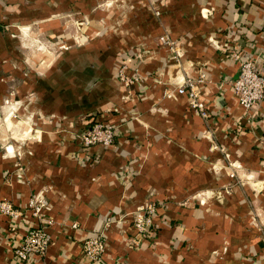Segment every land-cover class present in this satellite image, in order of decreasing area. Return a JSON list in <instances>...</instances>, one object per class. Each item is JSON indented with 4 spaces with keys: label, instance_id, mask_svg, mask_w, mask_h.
Returning a JSON list of instances; mask_svg holds the SVG:
<instances>
[{
    "label": "crops",
    "instance_id": "crops-1",
    "mask_svg": "<svg viewBox=\"0 0 264 264\" xmlns=\"http://www.w3.org/2000/svg\"><path fill=\"white\" fill-rule=\"evenodd\" d=\"M76 32L90 41L75 45ZM165 34L183 46L179 67ZM38 37L61 48L33 53ZM233 52L264 75V0H0V117L5 98L17 116L0 118V203L26 213L43 191L54 222L47 255L23 262L12 244L30 216L0 212V264H264V101L250 125L227 83L239 75ZM121 68L143 81L127 88ZM200 70L207 120L166 95ZM99 120L116 127L114 143L83 147L77 135ZM4 127L18 136L6 151ZM151 202L152 231L133 247L132 214ZM107 222L92 262L84 240Z\"/></svg>",
    "mask_w": 264,
    "mask_h": 264
},
{
    "label": "built area",
    "instance_id": "built-area-1",
    "mask_svg": "<svg viewBox=\"0 0 264 264\" xmlns=\"http://www.w3.org/2000/svg\"><path fill=\"white\" fill-rule=\"evenodd\" d=\"M21 33H23V30ZM159 39L161 45L166 47L170 52L172 58L176 62V66H181L180 61H182L184 55L182 44L167 34L161 36ZM74 40L77 45L81 46L88 40V37L76 32V34H74ZM28 42L31 43L32 47L37 46L36 48L38 50H46V45L42 38L41 40L32 39ZM63 48H65V46H63ZM232 56L233 59L239 63V75L235 81L227 83L232 86L235 96L248 117V123L252 125L255 118H253L252 112L264 101V75L258 70L256 60L247 58L238 52H233ZM119 78L127 88L134 83L142 82L144 79L138 74L134 75L132 78L127 77L124 68L120 69ZM208 81V76L203 70L198 71L195 75L187 72L185 78L177 84L175 90L167 92L166 95L167 97L174 98L176 95L185 96L191 109L203 119L207 120L210 114L206 103L202 99V89ZM224 84H222L221 87H223ZM124 99H133L132 90H128V94L124 96ZM10 102V99L6 100V103L9 104V115L5 118L7 121L16 119L17 117L15 114V106ZM28 131H31V133L25 132L23 133V137L29 135V139L37 138V135L33 134L32 130ZM115 137L116 127L101 120L95 121L91 126L77 135L83 147H110L114 143ZM209 137H212V135L209 134ZM13 138L15 139L17 137ZM23 140H25V138H23ZM261 142L264 145V138L261 139ZM10 147L9 145L6 146V149L11 150ZM218 148L224 150L216 144L213 145V149ZM224 165L233 169L230 173L231 178H236L239 175L241 165L237 161L228 160ZM214 168L218 170V167L214 166ZM47 209L48 201L43 191L30 198L26 213L15 208L14 204L10 201L0 203V212L10 220L18 221L24 216L26 217L27 214L30 216V228L28 232L24 234L22 239H17L12 244L16 259L23 262H31L34 258H43L47 255L53 242L48 229L54 224L53 220L46 218ZM156 213L157 206L153 202L139 206L136 211L133 212L132 223L136 234L130 240V245L133 247L139 246L141 241L148 237L152 231ZM111 225V222H107L105 228L101 232L84 240V254L90 261L99 262L105 256L107 250V234ZM77 226L78 224L73 225V227ZM15 228V225H11V232L14 231Z\"/></svg>",
    "mask_w": 264,
    "mask_h": 264
},
{
    "label": "rangeland",
    "instance_id": "rangeland-1",
    "mask_svg": "<svg viewBox=\"0 0 264 264\" xmlns=\"http://www.w3.org/2000/svg\"><path fill=\"white\" fill-rule=\"evenodd\" d=\"M41 37V36H40ZM40 37H38V38H35V39H40L41 40V38ZM88 37V36H87ZM88 41H90V38L88 37V40L86 41V42H88ZM86 42H84L82 45H84ZM25 43H27V42H25ZM44 43H45V45H46V50L45 51H41V50H38L36 47L37 46H31V43L30 42H28V46L31 48V51L34 53H37V52H56L57 51V49L58 48H61V47H58L57 46V44L56 43H54V42H51V41H49V40H44ZM75 45H77L76 43H75ZM79 46V45H78ZM123 99H124V97H123ZM6 100H9V98H5V100H4V105L6 106V110L5 111H3V113H1L2 114V116L0 117V118H6V117H8L7 115H9V108H8V106H9V104H7L6 103ZM11 103V102H10ZM4 135H3V137H4V140H5V144H3L2 145V148L6 151V146L7 145H9V143H10V140H13L12 138H11V136L12 137H17L18 138V136L15 134V135H11V128L10 127H8V128H6V127H4ZM3 131V129L1 128V126H0V132H2ZM8 132V133H7ZM4 143V142H3Z\"/></svg>",
    "mask_w": 264,
    "mask_h": 264
}]
</instances>
